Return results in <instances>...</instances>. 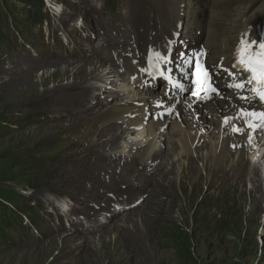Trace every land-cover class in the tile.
<instances>
[{"label":"rangeland","instance_id":"374dc122","mask_svg":"<svg viewBox=\"0 0 264 264\" xmlns=\"http://www.w3.org/2000/svg\"><path fill=\"white\" fill-rule=\"evenodd\" d=\"M196 1L198 10L181 5L185 17L188 11L196 13V16L190 14L189 18L194 29H187L189 24L185 29L186 35L192 36L191 42L203 39L205 27L201 24L206 25L208 17L211 19L210 7H206L211 0ZM224 1H233L232 9L245 4L239 0ZM8 2L13 3V0ZM258 3L259 0H255L254 5ZM49 4V9L55 8L56 12L47 8L39 12L37 16L41 23L28 19V12L36 13L35 5L31 4L32 10L15 12L14 19H6L7 25L4 20L5 31L1 29L0 36L8 43L7 49L0 48V190L4 192L0 194V215L2 217L5 208L10 210L8 226L11 229L5 231L7 241L0 242V264H264V198L260 199L261 193L256 190L259 188L264 192V132L253 135L240 166L249 171L244 179H237L238 184L232 179L235 185H240L233 188V194L229 192L224 196L226 200L211 186L214 179H207L198 170L205 163L203 144L197 146L190 159L182 155L179 158L176 144L162 139L160 142L155 140L158 142L155 149L163 151L166 146L168 153L162 152L155 163L146 166V172H150L161 160L164 162L156 174L144 179L150 194L135 192L134 195L140 196L128 198L130 193L125 194V183H133V189L142 173L141 166L136 164L137 158L129 160L126 151L130 146L143 143L145 133L143 130L128 131L118 122L116 133L123 137L111 145L105 132L106 125L101 127L105 119L103 112L116 101L127 100L131 95L115 97L117 91L125 89L124 81L120 83L122 85H115L116 79L112 77L117 75L106 68L113 66L107 52L117 53L125 62H132V57H137V42L132 34L127 38L112 36L109 32L104 34L108 35L107 39L95 36V29H112L115 24L122 27L124 25L116 21H123V18L127 19L125 25H132L138 18L142 22L140 11L145 12L147 7L152 8L151 24L159 23L155 13H161L160 21L167 19L164 14L171 7V0H50ZM27 6L28 2L15 4V9ZM206 10H209L207 15ZM175 14L172 8L168 9V17L177 19ZM77 17H81L90 29L88 32L92 35L88 38L78 39L74 34L71 24ZM213 19L216 33L222 32L227 20L232 21L234 27V14L227 13L220 22ZM15 23L22 28L21 34L14 32ZM202 29L203 35L195 37V33L192 34ZM61 30L65 33L60 34ZM56 56L68 63L78 60L79 63L74 64L77 69L91 59L101 65L95 82H89L92 87L86 96L88 104L85 101L72 103L76 89L65 91L67 86L71 87L74 78L82 76L63 75L62 69L71 70L70 65L55 68L39 64L52 62L58 58ZM113 62L115 65L120 63L114 56ZM105 70H109L111 77L108 78ZM132 71L133 65L128 73ZM111 83L117 91L100 89ZM129 91H133L130 86ZM93 140L96 141L94 144L91 143ZM101 143L112 148L106 152L112 156L110 168H104L108 161L102 163L105 153L99 151L102 147L98 144ZM167 155L170 158L165 162ZM235 157L229 155L224 163L225 171L230 173L234 169L235 160L232 159ZM126 158L129 162L123 166ZM187 161L192 162L189 179L179 180L176 175ZM171 162L174 174L166 179L164 173L169 171ZM117 165L121 168L118 172ZM221 169L218 167L210 172ZM262 169L263 173H259ZM121 170L131 174H121ZM120 188L123 195H118ZM255 190L259 200L257 208L251 201V191ZM138 198H143L144 203L131 209L130 213L108 220L102 229L98 228L102 223L94 220V215L102 214L120 200L128 205ZM62 210L79 217L76 233L55 223L53 214L62 213ZM33 222L38 229L32 227ZM92 227L98 229L88 233ZM176 227L188 233L192 240L191 260L176 251L172 234ZM71 236L78 241L62 242ZM84 238L91 242L86 241L85 247L78 246L83 244Z\"/></svg>","mask_w":264,"mask_h":264},{"label":"bare ground","instance_id":"6f19581e","mask_svg":"<svg viewBox=\"0 0 264 264\" xmlns=\"http://www.w3.org/2000/svg\"><path fill=\"white\" fill-rule=\"evenodd\" d=\"M235 2L237 1L235 0ZM238 2H243L245 4L243 5L238 4V6L236 5L237 9L236 8L232 9L229 11V13L234 14V17H239L240 13L244 14L247 12L246 15H243L245 16V19L243 20V23L240 27L241 29L237 30V33L239 34L242 30L245 31L248 26L252 25L255 20H259L262 17V15L264 14V0H259V3L257 5H254L255 0H244V1L239 0ZM171 3L173 4L171 8L173 9V11L177 13L175 14L177 16V19H174L171 15L168 17L166 13L164 14V16H166L167 19H169L171 23L173 24L178 21L183 20L185 17V16L180 17L179 15V13L182 12L181 10H183L181 5L185 4L187 8L193 9V10L199 9V7H196L198 4L196 0H171ZM234 4L235 3L233 1L228 2L224 0H211V6H210L211 19H209L208 17V19L206 20V28H205V33H204L205 35L204 37H202L203 44L205 47L208 48L212 46V43H214L217 39V33L215 30L216 23L214 22V19L212 20V18H215L218 12L224 13L225 11H227L228 6H230V8L234 7ZM250 4L254 5V7L250 10H246ZM223 5H225V7L222 8ZM202 6L204 7V5ZM151 12H152V8H149V7L145 8V12L140 11L139 16H143L142 22H140V18H138V22H140L139 25L142 30L138 34L140 44H157L159 42L158 38H160L158 37V35L160 34V36H162L161 33H157V34L155 33L154 36L151 37V34L154 31L152 24H150L149 13ZM154 21H155V18H154ZM215 21L220 22L219 20H215ZM189 23H190V19L187 22H185L184 29H186V26ZM207 26L209 27L208 29H207ZM187 29H194V27L189 24L187 26ZM77 63H79L78 60L68 63V61L64 62L63 59L58 57L52 62H46V63L42 62L39 64H43V66H46V65L53 66L55 68L59 67L62 64L70 65L72 67L71 70L67 68L62 69L63 75H65L66 73H70V74L73 73L74 76L75 75H78V76L82 75V76L80 78H74V82H72L71 87L75 86V88H71L67 86L65 88V91L71 92L70 91L71 89H76L77 91L76 93H74L72 97V103L78 102L82 104L85 101V104H88L89 101L86 99L87 98L86 96H88V94L91 93L90 88L92 87L89 82L91 81L92 83V81L97 79L98 77L97 71H98V68L101 67V65L98 63V61L94 63L93 59H91V61L84 63L83 65H80L77 69L74 66V64H77ZM84 65H86V67H84ZM104 72L106 74H109L108 72H106V70ZM109 77L111 76L108 75V78ZM96 93L98 92L96 91ZM130 94H129L130 97L127 100L116 101L113 105L109 106V108H107L104 112L102 111L103 112L102 116L105 119L103 120L101 127H103V125H106L107 130L105 132L110 137L111 145H114L116 141L122 139L123 137V135H119L116 133V131H118L116 129L117 125H115L116 123L117 124L118 122L121 123L120 124L121 126L125 125L128 131L133 126L141 125V123H147L145 119H142L144 117V113L141 110H136L137 108L134 106V103L144 102L145 104L147 103V100L149 98L153 100L161 101L162 103H166L165 100H160L157 92H154L152 90H148L146 92H143V91L139 92L136 89H133V91H131ZM167 106L173 110V113L171 115L172 119L167 118L160 124L150 123L149 121L148 124H145L146 128H144L142 131L145 133L144 142L141 144L130 146L128 147L129 149H127L126 151L128 156L130 157L132 150H134L135 152L134 159L137 158V160L139 161V165L141 166L140 171L143 175L141 174L142 178H138L140 180L139 182H136L137 185L136 186L134 185L135 187L133 189H131V187L133 186V183L131 182L128 183L129 181L127 182L124 181L126 182L125 183L126 184L125 194L126 192L130 193L128 195V198L132 197L135 192H139L140 194H143L144 192H146L147 194H150V191H149L150 189L149 187H147L146 185L147 183L144 179L151 178L152 176L151 174L153 173L156 174L155 171L158 169H161L164 165V162H162L161 160V163L159 165H155L153 167L155 170H153L152 173H147L145 161L151 160L147 164H150V163L153 164L156 162V160H158L162 152L168 153V149L166 146L165 148L163 146V151L161 149L159 150L155 149V144L160 142L162 139V140H167V141L171 140L176 144V147L179 149V153H178L179 156H177L179 158L182 155L183 157L190 159V157L194 156V154L196 153L197 146L203 144L202 148L206 150L205 151L206 157L204 161L205 163L201 164L198 170L200 174L205 176L207 179H214L211 186H213V189L217 191L220 198H223L224 200H226L224 196L227 195L229 192L233 194V188L237 189L238 186L240 185V184L235 185L232 179H235L234 181H236V184H238L237 179H244L243 177L245 176L248 170V168L245 169L240 166L242 165V162L245 159L246 152H248L249 144H251L253 141V135L256 132H258L254 129L255 124L252 122L255 116L249 115V113H264V110L258 109L254 105H251V104L245 107V106H242L241 103L239 102L238 103L233 102L231 104H226V102L223 103L220 100H216V99L211 100L210 102H207L205 105H193L191 101H187L185 98H183L177 103L170 102V104H168ZM136 113L138 115L135 117L134 120L128 119V117ZM109 128H112V129H109ZM234 129H237V131H234ZM138 135L141 136L142 133H139ZM102 136L104 137V134ZM135 137H137V135ZM156 139H158L159 141L155 143ZM94 142L96 141L93 140V142L91 143L94 144ZM98 145L102 147V148H99L101 149L99 151H101L102 153L103 152L105 153V157L102 159V163H105L106 161H108L107 165L104 164V168H110L111 164H109V162L111 161L112 156L111 155L108 156L106 152L111 151L112 149L111 146L109 148L107 146H104L103 143L98 144ZM231 154L235 155L236 157L232 159L233 161L235 160V162L232 165L234 169L229 173L225 171L227 168L225 167L224 163L228 159L229 155ZM168 156L169 155L165 156L164 158L165 162H168L167 158H170V156L169 157ZM106 158H109V159H106ZM171 159L169 161H171ZM250 160H252L251 157H250ZM128 161H129L128 158H126L124 162L122 163V165L125 166V164H127ZM172 163L173 162H171L170 164L169 171L168 172L166 171V173H164V177L166 179H170L168 176H172L174 174V169H173L174 167H172ZM248 163L251 164L252 161H248ZM191 164L192 162L187 161V164L183 166L182 169H180L181 171H179V173L176 175L177 177H180L179 180L189 179L190 174L188 173V170L189 169L191 170ZM120 165H117L116 172H118V170L121 169ZM237 166H239V168H236ZM218 167L222 169L219 171H213L212 173L210 172L212 169L215 170V168H218ZM126 169H129V167H127ZM124 173H126V175L131 174L128 171L126 172V170H121V174H124ZM254 174L255 176L257 175L256 173ZM88 182L92 183L91 180H88ZM256 190H259V192L261 193V195L259 196L260 199L264 198V192L259 188ZM256 190L251 191V201L254 204L255 208L258 207V202H259V200L255 196V192H257ZM123 192L124 191H121V188H120L119 193L118 192L117 193L118 195H123ZM154 195L156 194L154 193ZM134 196H140V195H134ZM146 200H147V197H146ZM142 202L144 203V201ZM130 210L128 213H130ZM91 232H93V230ZM69 234L72 235V233H69ZM73 240H76L75 236H71L68 239L65 238L62 242L66 244ZM86 241L88 242L90 240L87 238H84L83 244L81 242V244L78 246L85 247Z\"/></svg>","mask_w":264,"mask_h":264},{"label":"trees","instance_id":"16d2710c","mask_svg":"<svg viewBox=\"0 0 264 264\" xmlns=\"http://www.w3.org/2000/svg\"><path fill=\"white\" fill-rule=\"evenodd\" d=\"M9 0H5L4 3L1 2L0 0V35L2 34V31H5V25H4V20L6 22L7 25V18L8 19H14L13 15L14 13L17 11V9H15V4H21L24 2H28V6H31V4H34L36 9L38 10V12H40L41 8L43 7L42 5V1L41 0H13V3L8 2ZM25 11V10H23ZM27 12V11H25ZM30 12H28V19H31V14ZM8 15V17H7ZM35 17V22H39L40 19H38L39 16H37L36 14L34 15ZM18 23L14 24V29L16 30V32L22 33V28L17 26ZM7 41L5 38H2L0 36V48L3 49H7L5 48V46L7 45ZM1 123V122H0ZM5 128V126H4ZM4 193L3 191L0 190V194ZM6 193L8 191H5ZM2 196V195H1ZM19 199H22L23 197H18ZM9 209L5 208L4 210H2V217L0 215V217L2 218V220H0V242L7 241V233L5 234V231H9L11 228L8 226L9 223ZM38 212V211H37ZM34 223V222H33ZM19 227L21 225H18ZM173 241H174V245L176 248L177 253L180 256H184L186 257L188 260H191V250H192V240L190 238V236L188 235V233L183 232L180 228L176 227L175 230H173Z\"/></svg>","mask_w":264,"mask_h":264},{"label":"snow or ice","instance_id":"6c2138e0","mask_svg":"<svg viewBox=\"0 0 264 264\" xmlns=\"http://www.w3.org/2000/svg\"><path fill=\"white\" fill-rule=\"evenodd\" d=\"M255 41L248 42L244 39H241V47L237 48V63L233 67L240 66L242 71L249 73L250 75L246 77L244 83H257L264 85V43H259L258 47L261 50L260 52H255L253 45ZM251 50V51H250ZM158 55V54H157ZM199 67V65H197ZM203 75L207 77L208 73L204 70ZM244 83H237L233 85L237 89H243ZM253 91L257 92L259 99L264 101V91L253 88ZM212 92H215V89H211ZM244 100H248V97H241ZM249 115L259 116L264 120V113H249ZM237 131V129H234Z\"/></svg>","mask_w":264,"mask_h":264}]
</instances>
